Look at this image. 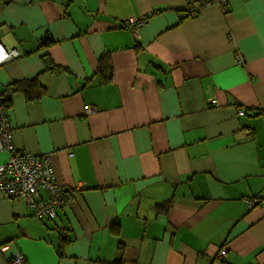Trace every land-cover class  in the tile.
Instances as JSON below:
<instances>
[{"label":"crops","instance_id":"obj_1","mask_svg":"<svg viewBox=\"0 0 264 264\" xmlns=\"http://www.w3.org/2000/svg\"><path fill=\"white\" fill-rule=\"evenodd\" d=\"M0 44L19 53L2 97L48 87L5 106L14 153L50 159L71 193L41 220L0 192V264H212L222 248L224 264H264V0H0ZM46 53L69 72L44 73Z\"/></svg>","mask_w":264,"mask_h":264},{"label":"built area","instance_id":"obj_2","mask_svg":"<svg viewBox=\"0 0 264 264\" xmlns=\"http://www.w3.org/2000/svg\"><path fill=\"white\" fill-rule=\"evenodd\" d=\"M200 9L201 6L196 5L192 6L189 11L190 14H194ZM227 9V6L223 3V10L227 11ZM18 54L17 50L7 52L0 44V63ZM237 60L242 61V57L238 55ZM4 110L6 108L0 94V152L14 153L13 131L9 126ZM91 111L94 112L95 110L91 109ZM240 113L243 114L244 112L240 110ZM12 160L14 161L12 169H5V166L0 167V192L15 198H25L33 215L38 219L54 218L57 215L58 207L63 205L65 200L71 196V193L69 196L64 187L56 182L50 159L40 158L30 153L26 155L14 153ZM84 186L85 183L81 182L79 188ZM44 187L50 192L48 199H44L40 195V189ZM258 201V198H248L250 206L257 204ZM226 254L227 250L222 248L212 264H224L223 258ZM11 264H27L24 254L17 252Z\"/></svg>","mask_w":264,"mask_h":264},{"label":"trees","instance_id":"obj_3","mask_svg":"<svg viewBox=\"0 0 264 264\" xmlns=\"http://www.w3.org/2000/svg\"><path fill=\"white\" fill-rule=\"evenodd\" d=\"M188 16L191 15L187 11ZM53 43V39L46 35L40 42L39 50L45 49ZM43 71L44 73L61 75L64 72H69L67 66H62L54 62L49 53L42 55ZM114 65L108 53L103 54L98 61V69L95 76L100 78L101 83H109L114 79ZM48 92V87L44 84L39 76L35 78L22 79L14 81L3 88V103L6 107L11 105V97L16 94H23L24 97L31 102H39ZM9 94V95H8ZM264 111V110H261ZM169 204V202H166ZM112 233L118 235L120 232L119 226L115 225L112 228ZM69 238L61 237V244L59 245V253L63 255V250L69 242ZM119 250L123 252V245L119 246Z\"/></svg>","mask_w":264,"mask_h":264}]
</instances>
